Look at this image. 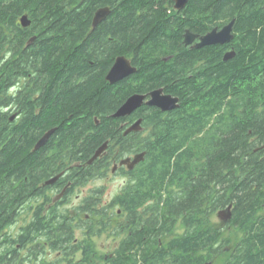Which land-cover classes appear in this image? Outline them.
Here are the masks:
<instances>
[{"label":"trees","instance_id":"trees-1","mask_svg":"<svg viewBox=\"0 0 264 264\" xmlns=\"http://www.w3.org/2000/svg\"><path fill=\"white\" fill-rule=\"evenodd\" d=\"M98 6L110 7L111 14L87 35ZM164 15L153 0H0V106L9 101L3 93L6 81L21 76L32 83L29 94L16 99L25 111L20 123L10 128L0 113V236L25 202L45 196L37 184L68 149L84 160L110 140L121 148L119 158L134 151L145 154L136 168L138 185L111 201L125 216L115 227L124 229V237L112 254L98 257L86 237L73 244L67 212L53 209L57 219L42 217L43 206L34 210L32 222L13 245L24 247L40 232L55 237L56 264H205L223 254L224 264H264V0H190L184 19L164 20ZM23 16L30 24L21 30ZM231 21L238 54L226 63L218 59L215 94L199 104L195 88L183 95L194 85L180 79L175 68L191 56L178 48L182 31L204 32ZM166 54L172 56L169 66L162 63ZM118 55L139 68L109 85L105 73ZM6 58L20 63L7 65L2 62ZM29 76L36 77L34 83ZM155 87L179 96L180 108L225 109L219 117L231 118L214 124L217 142L199 143L212 142L211 133L189 140L183 126L196 121L186 117L188 112L179 121L147 114L142 126L157 130L138 135L137 145L131 135L123 137L112 113L131 95ZM36 90L40 96L31 102L30 92ZM49 130L47 144L35 150ZM230 205L229 223L213 224L211 217ZM142 209L144 218L137 212ZM227 228L239 233L231 246L224 239ZM177 229L180 235H175ZM79 249L82 254L76 257ZM15 257L5 259L0 252V264H13Z\"/></svg>","mask_w":264,"mask_h":264},{"label":"flooded vegetation","instance_id":"flooded-vegetation-1","mask_svg":"<svg viewBox=\"0 0 264 264\" xmlns=\"http://www.w3.org/2000/svg\"><path fill=\"white\" fill-rule=\"evenodd\" d=\"M154 4L157 5V8L160 7L162 11H165V18L167 19H184L186 15V9L190 2L188 0L186 4L177 9L176 8V1L175 0H153ZM102 9H108V16L111 14L110 7H96L95 11L93 13V16H95L96 12ZM90 23L88 31H86V34H91L94 29L98 25L101 24V22H104L107 17L102 20L99 24L96 26H93V17ZM232 22V21H231ZM230 22L220 24L215 23V27H212L209 30H206L204 32H192L189 29H183L180 45L178 48L180 50L189 51L191 53V56L182 62L179 66H176V71L180 76V79L183 81H191L189 83H193L194 87L185 88L183 91V95L188 94L190 92V89L195 88L198 93L197 97H200L199 104L203 103V98L213 97L215 93H213L214 88L217 85L218 79H219V65L217 63L218 59H220L221 62L226 63L231 60L224 61V57L227 54H232L233 58L237 56V45L238 42V35L233 30V26L230 32V35L232 36V39L229 42H226L224 44H215V45H208L203 46L200 48H195L196 45L200 44L201 38L206 36L207 34L211 33L212 31H216L217 33L221 32L226 26H228ZM29 27V26H28ZM26 27H21V30L27 29ZM201 30V29H200ZM189 32L192 36H195V39L193 42L189 45H185V34ZM36 35L29 39L28 44L30 45ZM107 39H109V36H107ZM28 44H25L28 45ZM24 46V47H25ZM119 57H125L131 66V68L134 70V73L130 74L129 76L118 80L114 84H110L106 81V75L112 68L115 60ZM171 55H167L165 57H162V63L168 64L169 60L171 59ZM232 58V59H233ZM251 59V53L248 52L246 54V61L245 64H250ZM3 63L10 65L13 63H20L19 61H16V59H10L6 58L2 60ZM166 65V64H165ZM172 65V64H171ZM19 67V66H18ZM137 66H135L132 63V59L128 58L126 56L118 55V57H115L112 62L109 65V69L105 73L104 80L109 85H115L123 80H126L130 78L132 75H134L138 71ZM30 77V76H29ZM32 82L36 80V77H30ZM29 78V79H30ZM28 78L26 77H16L14 80H12L11 83L8 81L5 82L3 93L5 96L9 99L7 105L0 106V113L5 115L7 118V124L12 128L18 122L22 120V118L25 115L24 109L21 107L22 104L20 102H17L18 96L21 94L22 97L26 96L27 91L29 89H32V83H28ZM165 87H155L149 89L146 93H135L133 95H143L145 96L144 103L142 106L137 108L131 115L114 119L118 123L119 130H122L121 134L123 137L132 136L134 138V144L137 145V136L141 134V137H146V134L148 132L153 133L156 129V126H148L144 128L142 125L145 122L144 116L147 114L152 115L153 118L161 119V120H172L176 118L177 121L183 120V113L188 112L186 117H188L190 120L196 121V125H192V121H190L188 124L183 126V130L186 131L189 137V140H197L204 136L206 133H211V138L214 140L212 142L205 141L203 143L199 142L200 144L208 145L209 143L215 144L217 142V136H213V132H217L218 128L217 126H214V124H217L219 121H225L230 120L231 116L230 114L226 115L225 117H219L220 113L225 112V109H222L221 111L215 110L213 108H200V107H182L180 108V98L179 96L172 95L170 93H167ZM155 91H161V94L163 96H170L172 98L178 99L179 107L175 110L162 112L160 109L153 107V106H147L145 104L146 101L150 99L149 94L151 92ZM186 91V92H185ZM31 96L30 100L31 102H34L37 100L40 96V91L36 90V92L32 91L30 92ZM131 95V96H133ZM229 95V94H228ZM129 98V97H128ZM39 102V101H38ZM37 103V102H36ZM124 104V103H123ZM122 104V105H123ZM119 105L118 108L115 109V111L112 113L111 117L117 112V110L122 106ZM34 114L38 113L39 108L38 105H34ZM152 118V119H153ZM141 120V129L139 131L130 132L127 135H124L126 130H128L133 124L137 123ZM98 122H96L97 124ZM205 123V124H204ZM204 124V125H203ZM204 128H202V126ZM12 126V127H11ZM50 131V130H49ZM48 131V132H49ZM47 132V133H48ZM195 132V133H192ZM199 132V134H196ZM192 133V134H191ZM45 135V134H44ZM40 136L37 140V142L44 136ZM153 136V135H152ZM51 136L48 138L47 142ZM151 141H155L154 137H151ZM36 142V143H37ZM45 143V145L47 144ZM35 143V145H36ZM58 141L54 142L55 146L53 148L57 147ZM104 144H107L106 150L101 154L100 157L93 159V156L95 152ZM34 145V146H35ZM44 145V146H45ZM101 146H99L95 151L92 153V155L87 159H82L80 154H77V156H72L70 153L72 152L71 149H68L67 154L65 156V159L57 160V165L55 170L47 176L45 180L38 182L37 188L42 187L44 197H38L37 199H29L28 202H25L20 207V213L18 216L14 219V221L6 226L3 230V236H0V252L3 254V257L9 258L11 254H14L16 259L14 260L13 264H56L57 259L59 257V252L57 250L56 246H53L55 242V237L51 238L49 235H43L41 232L38 235H35L33 238H30V242L26 244L24 247H20V244L13 245L14 240L22 233V229L27 227L31 222L33 218V212L38 206H43V216H47L48 214H51V217L58 218V211H65L67 212L68 219H71V235H72V243L78 244L79 241L82 238H87V240H93L102 237L107 236L108 238L112 240H116L117 238H120L119 243L121 242V239L124 237V229L123 230H116L115 227H117V223L120 220V223L125 221L124 214L121 213V210L118 207L110 206L111 201L114 197L118 195H122L125 191H127L131 186H137V166L135 165L132 170H129L125 165H121V161L127 160V159H133V157L137 154L136 151H134L131 154H127L122 157H118V151H121V148L118 146L116 147V143L106 140L102 143ZM43 146V147H44ZM41 147V148H43ZM40 149V148H39ZM114 151V152H113ZM113 152V153H112ZM48 156L53 157L51 151H48ZM56 160V159H55ZM144 161V160H143ZM142 161V162H143ZM141 162V163H142ZM122 179L121 186L117 189L116 193L108 200H104L107 192L108 182L110 179ZM149 204V203H148ZM147 205V204H146ZM145 205V206H146ZM53 209L57 210V212H54ZM226 209V208H225ZM222 209V210H225ZM99 211L98 215H94L93 212ZM115 211L116 215L114 216L112 212ZM221 211V210H219ZM217 211L216 213L218 214ZM110 212V220H106L107 213ZM137 212L141 215L139 217H143L144 215V209L141 211L137 210ZM105 217V219H104ZM101 218H103L101 220ZM108 221V225H100V222ZM54 221H50V225ZM224 223V222H223ZM229 223V221L227 222ZM227 223H224L225 225ZM47 225V223H46ZM91 226V227H90ZM51 228L52 235L57 234V227H49ZM47 228L42 229V232H46ZM47 233V232H46ZM50 237V238H49ZM118 243V245H119ZM118 245L114 248V250L118 247ZM113 250V251H114ZM112 251V252H113ZM96 252V251H95ZM76 257L81 256L82 252L81 249H79L76 253ZM97 255V254H96ZM106 257V256H104Z\"/></svg>","mask_w":264,"mask_h":264},{"label":"water","instance_id":"water-1","mask_svg":"<svg viewBox=\"0 0 264 264\" xmlns=\"http://www.w3.org/2000/svg\"><path fill=\"white\" fill-rule=\"evenodd\" d=\"M177 2L178 8L183 7L188 0H175ZM108 9H102L96 12L93 26L99 24L102 20H104L108 16ZM22 25L24 27L29 25V21L26 16L21 18ZM232 25L229 24L225 27L220 33H217L215 30L206 36L201 38L200 44L196 45L195 48H200L208 45L215 44H224L229 42L232 39V36L229 35L231 31ZM195 36L187 33L185 35V45H189L193 42ZM224 60H226L224 58ZM134 73V70L131 68L129 61H127L124 57H119L115 60L112 68L106 75V81L110 84H114L121 78H125L130 74ZM150 99L145 102L147 106H156L160 108L162 111H170L178 108L177 100L172 99L170 96H162L161 91L151 92L149 94ZM145 96L143 95H133L130 96L125 103L117 110V112L112 116V118H122L131 115L137 108L142 106L144 103ZM141 121L133 124L124 135L129 134L130 132L139 131L141 129ZM53 131H49L46 133L35 145L34 149L37 150L45 145L48 138L51 136ZM107 144L102 145L94 154L93 159H96L101 156V154L106 150ZM144 153L137 154L133 157V159H127L121 161V165H125L129 170H132L135 165H138L144 160ZM217 218L224 223H227L231 219L230 207L226 211L219 212L217 214Z\"/></svg>","mask_w":264,"mask_h":264},{"label":"rangeland","instance_id":"rangeland-1","mask_svg":"<svg viewBox=\"0 0 264 264\" xmlns=\"http://www.w3.org/2000/svg\"><path fill=\"white\" fill-rule=\"evenodd\" d=\"M121 183H122V179L120 178L110 179V181L108 182L107 192L104 200L108 201L116 193L117 189L121 186ZM118 222H120V220ZM211 222L215 225H220V226L225 225L221 220L217 218V213H215L211 217ZM181 233L182 231L180 229H177L175 231V235H180ZM238 238H239V233H237L232 228H227L225 230L224 239L230 242L229 244L230 246ZM119 241L120 238H117L116 240H112L107 236H102L93 240V246L98 257H104L112 254V251L118 245ZM225 251L229 252V248H225ZM224 261H226V255L223 254L217 257L215 260L211 262H206L205 264H224Z\"/></svg>","mask_w":264,"mask_h":264},{"label":"bare ground","instance_id":"bare-ground-1","mask_svg":"<svg viewBox=\"0 0 264 264\" xmlns=\"http://www.w3.org/2000/svg\"><path fill=\"white\" fill-rule=\"evenodd\" d=\"M176 8L177 9H179L178 8V6H177V3H176ZM95 17V16H94ZM93 21H94V18H93ZM20 23H21V25H22V20L20 19ZM30 24V23H29ZM230 24L233 26V21L232 22H230ZM29 26V25H28ZM27 26V27H28ZM22 27H24L23 25H22ZM227 27V26H226ZM232 29V28H231ZM231 32V31H230ZM187 33H189V32H187ZM186 33V34H187ZM220 33V32H219ZM185 34V35H186ZM190 34V33H189ZM229 35H230V33H229ZM233 55L230 53V54H227L224 58L226 59V60H224V61H227V60H230V59H232L233 57H232ZM125 58V57H124ZM126 59V58H125ZM127 60V59H126ZM128 61V60H127ZM121 79H123V78H121ZM121 79H119V80H121ZM163 96V95H162ZM172 98V97H171ZM172 99H176V98H172ZM177 100V105H178V107H179V102H178V99H176ZM125 103V102H124ZM153 107H156V106H153ZM156 108H158V107H156ZM158 109H160V108H158ZM177 109V108H176ZM161 110V109H160ZM173 110H175V109H173ZM162 111V110H161ZM171 111V110H170ZM162 112H166V111H162ZM141 121V120H140ZM141 125V124H140ZM264 147V146H263ZM230 207V213H231V205L230 206H228L225 210H221V211H219V212H222V211H226L228 208ZM218 212V213H219ZM230 221V220H229Z\"/></svg>","mask_w":264,"mask_h":264}]
</instances>
